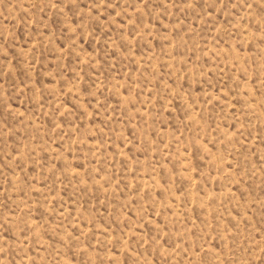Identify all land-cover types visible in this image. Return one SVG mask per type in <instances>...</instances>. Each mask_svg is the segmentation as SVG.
Instances as JSON below:
<instances>
[{
  "label": "rangeland",
  "instance_id": "374dc122",
  "mask_svg": "<svg viewBox=\"0 0 264 264\" xmlns=\"http://www.w3.org/2000/svg\"><path fill=\"white\" fill-rule=\"evenodd\" d=\"M0 264H264V0H0Z\"/></svg>",
  "mask_w": 264,
  "mask_h": 264
}]
</instances>
